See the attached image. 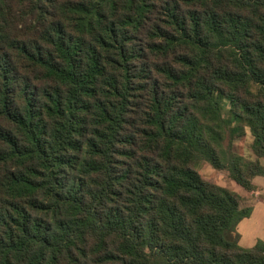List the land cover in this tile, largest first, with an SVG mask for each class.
<instances>
[{
    "label": "trees",
    "instance_id": "trees-1",
    "mask_svg": "<svg viewBox=\"0 0 264 264\" xmlns=\"http://www.w3.org/2000/svg\"><path fill=\"white\" fill-rule=\"evenodd\" d=\"M201 163L264 179V0H0V264H264Z\"/></svg>",
    "mask_w": 264,
    "mask_h": 264
},
{
    "label": "rangeland",
    "instance_id": "rangeland-1",
    "mask_svg": "<svg viewBox=\"0 0 264 264\" xmlns=\"http://www.w3.org/2000/svg\"><path fill=\"white\" fill-rule=\"evenodd\" d=\"M223 109L225 110V105L223 104ZM251 141V136L248 133L247 136V142ZM246 153L249 155V152L246 151ZM196 170L200 173V175L208 181L214 182L217 185L221 186V187H225L231 191H234L236 193H243L241 188L239 186H237L233 181L230 180V178L228 177V174L225 172H218L216 170H214L209 164L207 163H201ZM256 183L258 184H264V181L262 179H256ZM252 200V198H248V201ZM250 203H248L249 205ZM264 207V204H262ZM260 211H264V209L260 206V208L258 210H256V213H259ZM257 215V214H256ZM254 224V222H247L246 220H244L242 222V224L239 226V231L242 234L243 238H242V244L245 247H250L253 240L250 241V243L248 242V239L246 240V235H251V237L255 238V235L258 234V236L260 237L261 240L264 241V224L262 225V229L258 230L255 226H253V228L251 227V225ZM246 225H248L247 230L243 228L246 227ZM242 231V232H241ZM247 231V234H246ZM250 240V239H249Z\"/></svg>",
    "mask_w": 264,
    "mask_h": 264
},
{
    "label": "crops",
    "instance_id": "crops-1",
    "mask_svg": "<svg viewBox=\"0 0 264 264\" xmlns=\"http://www.w3.org/2000/svg\"><path fill=\"white\" fill-rule=\"evenodd\" d=\"M256 179H262L264 181L263 178H255L254 179V184L256 186V190L254 192L247 194V193H245L241 189L243 193H241V194L238 193V194H240L242 196H245V198H246V201H245V204H244L245 206L252 207V214H251L250 218L245 219V220L247 222H251V221L254 222V224L251 225L252 228H253V226H255L258 230L263 231L262 225L264 224V211H260L259 213H256V210H258L260 208V206L264 209V207L262 205V204H264V184H258V183H256ZM248 198H252V200L248 201ZM248 203H250V204L248 205ZM242 222L238 225V231H239V226L242 224ZM247 228H248V225H246V227L243 228V231H244V229L247 230ZM239 233H240V231H239ZM246 234H247V231H246ZM240 236H241V238H240V245L242 247H244V248H251L252 246L255 245V243L258 240H261L260 237L258 236V234L255 235V238L254 237H251V235H246V237H245L246 240L248 239V242L249 243L252 240H253V242H252V244H251L250 247H245L242 244V238H243V236H242L241 233H240Z\"/></svg>",
    "mask_w": 264,
    "mask_h": 264
}]
</instances>
